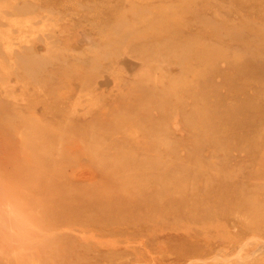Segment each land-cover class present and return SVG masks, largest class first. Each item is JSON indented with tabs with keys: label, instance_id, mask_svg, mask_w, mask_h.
I'll list each match as a JSON object with an SVG mask.
<instances>
[{
	"label": "rangeland",
	"instance_id": "obj_1",
	"mask_svg": "<svg viewBox=\"0 0 264 264\" xmlns=\"http://www.w3.org/2000/svg\"><path fill=\"white\" fill-rule=\"evenodd\" d=\"M0 204V264H264V0H0Z\"/></svg>",
	"mask_w": 264,
	"mask_h": 264
},
{
	"label": "bare ground",
	"instance_id": "obj_2",
	"mask_svg": "<svg viewBox=\"0 0 264 264\" xmlns=\"http://www.w3.org/2000/svg\"><path fill=\"white\" fill-rule=\"evenodd\" d=\"M86 169H87V168H86ZM78 170H79V169H78ZM88 170H89V169H88ZM82 172H83V171H82ZM77 176H78V174H77ZM81 176H82V175H81ZM85 177H88V176H85ZM74 178H78V177H74ZM79 179H81V178H79ZM86 179H87V178H86ZM92 181H93V179H92ZM5 201H6V200H5ZM5 201H4V202H5ZM6 204H8V203L6 202ZM2 205H3V204H2ZM9 205H10V204H9ZM5 206H6V208H7V205H4V207H3L4 209H5ZM0 207H2L1 204H0ZM10 208H11V207H10ZM0 209H1V208H0ZM4 209H3V211H6V209H5V210H4ZM1 210H2V209H1ZM9 211H10V210H9ZM4 213H5V212H4ZM9 213H10V212H8L7 215H8ZM5 214H6V213H5ZM12 214H13V213H12ZM1 215H2V214H1ZM2 216H3V215H2ZM2 216H1V217H2ZM12 216H13V215H12ZM10 217H11V216H10ZM2 218H5V217L3 216ZM2 218H1V221H2V223H3L4 220H3ZM7 218H8V217H7ZM7 218H6V219H7ZM9 219H10V218H9ZM9 219H8V220H9ZM10 220H11V219H10ZM10 220H9V223H10ZM4 223H7V224H8L7 220H6ZM4 223H3V224H4ZM8 225H9V224H8ZM8 225H7V227L9 228ZM2 226H3V225H2ZM10 226H11V225H10ZM5 227H6V225H5ZM5 227H4V228H5ZM10 228H11V227H10ZM0 232H2V231L0 230ZM0 245H1V244H0ZM238 259H239V258H238Z\"/></svg>",
	"mask_w": 264,
	"mask_h": 264
}]
</instances>
